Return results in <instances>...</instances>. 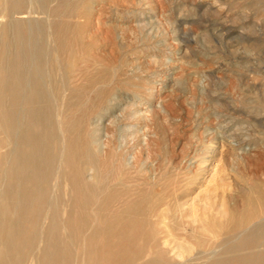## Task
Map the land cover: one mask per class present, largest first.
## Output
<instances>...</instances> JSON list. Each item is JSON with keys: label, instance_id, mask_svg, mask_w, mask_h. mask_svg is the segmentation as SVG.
I'll list each match as a JSON object with an SVG mask.
<instances>
[{"label": "rangeland", "instance_id": "374dc122", "mask_svg": "<svg viewBox=\"0 0 264 264\" xmlns=\"http://www.w3.org/2000/svg\"><path fill=\"white\" fill-rule=\"evenodd\" d=\"M43 1L45 13L21 19L45 36L48 60L36 62L51 124L28 128L25 110L16 134L0 133V153L16 149L20 196L44 198L28 214L0 204V264H118L135 252L140 263L248 264V253L262 255L251 229L264 218V0ZM40 136L41 157L54 155L47 177L32 158ZM164 235L187 246L183 260L157 250ZM52 246L64 263L47 259Z\"/></svg>", "mask_w": 264, "mask_h": 264}, {"label": "bare ground", "instance_id": "6f19581e", "mask_svg": "<svg viewBox=\"0 0 264 264\" xmlns=\"http://www.w3.org/2000/svg\"><path fill=\"white\" fill-rule=\"evenodd\" d=\"M46 1H43V2L47 3ZM49 3L50 2L48 0V4ZM50 6L51 5H49V7ZM44 11H45V8H44V5L42 4V0H0V62L2 61V63H0V133H2L4 135L5 140H8L9 137H10V135L16 134V132L18 130L17 128L20 127V125L17 127L18 123L23 120V117L25 115H27V113L26 114H23V112L25 110L28 111L29 114L32 116L31 119L27 118L28 120L26 119L24 121V122L27 123V127L28 128L34 126L35 124H37V125L39 124L40 125L42 122L45 124L46 127H48L51 124L50 112H51V107L52 106H51L50 101H48L49 95L47 93V89L44 86L45 83L43 84V81H44L43 80L44 79L43 78V76H44L43 75V68H41V66L39 65V63L36 62V61H40L41 62L42 60L44 61L45 58L47 57V50H46V46L44 44L45 36H44V39H43L42 38V34H41V30L39 28V22L37 21V19L35 20L37 22L31 23V24H30V21H28V20L25 21V20L21 19V16H23V13H26L28 15H31V14H34L35 15V13H40V12L42 13ZM31 18H32V16H31ZM29 20H31V19H29ZM48 21H49V19H48ZM49 28H48V30H49ZM47 33H50V31L47 32ZM49 35H52V34H49ZM46 60H48V58H46ZM41 95L46 96V98H47L46 99L47 100L46 103L44 102L43 105L40 104V105H37V106L32 105V101L35 98H37V97L39 98ZM37 132H39V131H37ZM49 134L50 133L47 131L48 138L50 136ZM45 136H46V132H45ZM41 137L42 136H40L39 141H38V143L36 145V147L38 149L40 148L38 150V154L36 153V157H32V158H33L34 161L37 160V162L39 164V167L43 169V172L42 173L44 174V176L47 177L48 176L47 170L50 171V167H52V162H53L54 155L53 154H50L48 152L47 153L43 152L44 153V156L41 157L42 146H43L42 145L43 142H41ZM14 145H15V143H14ZM29 148H30V146H29ZM15 150L16 149H14V147H11V148H7V150L5 152L0 153V176L2 174L5 175V176L7 175V177H6L7 180H6L5 184L4 183H3V185H1L2 183L0 184V187H1L0 188V192L2 193V196L0 197V204L2 206H4V207H9V202H12V203L15 202V203L18 204L19 209H21L24 214H28V213L31 212V209L33 208V204L39 202L42 198H44V194L42 192H40L39 195L34 196L33 198L30 196L28 199H26V198L23 199V197L20 196L19 190L17 188L18 187V183H19L18 182V179H17L18 172H19V164H18V162L12 160L13 158H15L14 157ZM40 150H41V152H39ZM50 150H52V149H50ZM58 151L60 152V150H58ZM19 153H21V152L19 151ZM58 155H59V153H58ZM218 166H219V163L215 164V166H214L215 168L214 169H217ZM21 169H22V167H21ZM51 170L53 171V169H51ZM55 170H57V169H55ZM52 171H51V173H52ZM81 173L77 172V174L79 175V181H80L81 185L84 187V189L87 191V192H82V196H84V198H89V197H91L89 195L90 194V191L89 190H90V188L92 186H90L84 180V178H83L84 176ZM86 173H88V172H86ZM37 175H39V174H37ZM53 175H54V173H53ZM53 175H52V177H53ZM51 181H52V178H51ZM33 182H35V181H33ZM55 183H56V181H55ZM54 185H52V187ZM30 186H29V188H30ZM54 193L56 194V191ZM54 193H53V195H55ZM27 196H29V195H27ZM92 196H93V193H92ZM49 197H50V195H49ZM92 199H93V197H92ZM49 202L50 203L48 205H50L51 203H53L52 198H49ZM55 206H56V203H55ZM48 207L49 206H47V208ZM56 208H57V206H56ZM45 213H47V212H45ZM54 215L55 214L51 215L52 218H53L52 221L55 220ZM58 216H60V215H58ZM44 217H46V216H44ZM36 220L37 219H35V221ZM153 223H155V220H154ZM34 224H35V222H34ZM51 224L52 223L50 222V225ZM54 224L55 223H53V225ZM35 226H36V224H35ZM165 228H167V227L165 226ZM49 229L51 230L52 228L49 227ZM40 232H42V231H40ZM53 232H54V230H53ZM161 232H164V230L161 229L159 233H161ZM137 234H140V233H137ZM142 234H143V232H142ZM145 234H147V233H145ZM145 234H144V236H145ZM251 234L252 235H257L260 238V240L262 241V243L260 245H262V244L264 245V218L263 217L256 224H254V226L251 229ZM16 236H18V235H16ZM135 236H136V234H135ZM137 236L139 237V239H141L140 238L141 234L140 235H137ZM167 237H168V235L159 236V238H157V242L155 240V242L157 243V250H160V251H162L164 253V254H162L160 252L162 255H167V257L169 256L172 259H174L176 257H179L180 259H182L184 257V255H185V253H187V255H188V251L189 250L186 249L187 248L186 245L185 246L184 245H181L182 242H180L181 244L179 242H178L179 244L176 243L175 239H173L172 236H171V238L173 240H171V239H169ZM153 238H154V236H153ZM238 238H240V237H238ZM245 238H246V241L245 242H248L247 239H249V236L248 237H245ZM252 238H254V237H252ZM243 239H244V237H243ZM243 239H239V240H242L243 241ZM131 240H132V238H131ZM234 241H235V239H234ZM242 241H239V242H241L240 243L241 245H242ZM153 242H154V240H153ZM257 242H260V241H257ZM230 243L231 242H229L228 245H230ZM251 243L253 244V242H251ZM52 244H53V241H52ZM148 244H150V243H148ZM247 244L249 245L250 243H247ZM237 245H239V244H237ZM251 245H249L250 248H251ZM254 245H258V244H253L252 245L253 248L255 247ZM240 246H238V248H240L241 250L242 249H245L243 247L241 248ZM246 246L247 245H245V247ZM146 247H149V246H146ZM231 247H230V249H232ZM36 248H37V246H36ZM149 248H148V250H149ZM189 248H192V247H189ZM234 248H235V246L233 247V249ZM257 248H261V247H257ZM52 249H53V246H52ZM144 249H146V248H144ZM247 249L249 250L248 246L246 247V250ZM45 250H46V248H45ZM53 250L54 251H52V252L49 253L47 259L50 258V259H54V260H59V258L62 257V255H63V251H61V248H58L57 246H55V248ZM251 250L254 251L255 248L254 249H251ZM258 250L259 249H257L254 252H257ZM263 250H264V248L262 249V251ZM133 251H134V249H133ZM133 251H132V253H133ZM138 251H139V249H138ZM145 251H147V250H145ZM152 251H153V249H151V252ZM234 251L232 250V252H234ZM254 252H252L251 255H250V253H248L249 256L247 257V260L246 261H249V262H247V263L248 264H264V259L262 258V257H264V255H263L264 254V251H263V254H262L263 256L258 254L257 257H255L256 254H253ZM260 252H261V250H260ZM212 253L214 254V252H212ZM216 253H221V252L218 251ZM144 254L145 253L143 252V254H142L143 255V258H144ZM148 254H150V253L148 252ZM26 255H27V253H26ZM137 255L138 254L136 252H135V255L133 254V257H128V256L125 255V253L119 254L118 255V259H120V262L118 264H171L168 261L167 262L164 261L165 260L164 257H163V262H160V261H162V259L159 261V260H156L155 258L149 257V258H146L145 262L140 263L139 260H138V262L135 260V257ZM211 255L212 254H210V256ZM224 255H226V254H224ZM139 256H140V254H139ZM151 256L153 257L154 255H151ZM203 256H205V255H203ZM159 257H162V256H160V254H159ZM211 257L213 258L214 256H211ZM222 257H223V255H222ZM26 258H27V256H26ZM63 258L64 257H62V260H63ZM140 258H141V256H140ZM194 258H196V257H194ZM199 258H202V257H199ZM218 258L219 257H217V259L216 258L215 259L218 260ZM234 258L235 257H233V259ZM66 259L67 258H65V260ZM60 260H61V258H60ZM224 260H227V259H224ZM239 260L241 262V259H239ZM17 261L19 262L20 259L18 258ZM24 261L26 262V260H24ZM186 261H189L190 262V263L187 262L186 264H191L192 263V261H190V257H189V260L187 258ZM220 261H221V259H219V262ZM223 262H225V261H223ZM63 263H64V260H63ZM211 263H213V262H211ZM214 263H216V262L214 261ZM58 264H60V263H58ZM66 264H69V263H66ZM172 264H185V262H184V260H183V262H176L175 261V263H172ZM225 264H228V263L226 262ZM237 264H239V263H237Z\"/></svg>", "mask_w": 264, "mask_h": 264}]
</instances>
